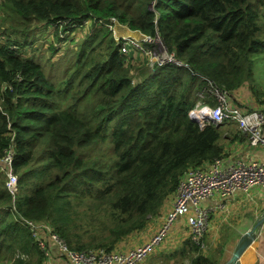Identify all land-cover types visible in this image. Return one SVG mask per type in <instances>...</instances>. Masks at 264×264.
I'll list each match as a JSON object with an SVG mask.
<instances>
[{
	"label": "trees",
	"instance_id": "1",
	"mask_svg": "<svg viewBox=\"0 0 264 264\" xmlns=\"http://www.w3.org/2000/svg\"><path fill=\"white\" fill-rule=\"evenodd\" d=\"M0 8L11 22L0 29V157L14 151L19 177L14 198L0 174V264L45 262L20 217L48 222L73 250H114L149 226L188 167L225 158L221 125L200 128L189 111L200 92L215 104L213 88L233 93L248 82L254 95L264 0H0ZM111 17L158 31L180 63L137 67L104 25ZM91 18L104 23L67 49L57 72L26 52L30 35L51 26L60 44L49 41L48 60L58 65L69 36L56 23Z\"/></svg>",
	"mask_w": 264,
	"mask_h": 264
},
{
	"label": "built area",
	"instance_id": "2",
	"mask_svg": "<svg viewBox=\"0 0 264 264\" xmlns=\"http://www.w3.org/2000/svg\"><path fill=\"white\" fill-rule=\"evenodd\" d=\"M115 19L111 17L109 24H112ZM89 20L97 21L96 18L81 20L78 23L61 20L56 23L55 27H58L59 37H65L68 29L75 26L82 27ZM99 22L104 23L100 20L97 24ZM65 27H67L66 31H64ZM155 43L156 41L151 36L135 40L128 39L122 34L117 40L122 54L134 58L140 55L149 61L152 71L157 66L168 62L180 63L173 53L164 48L159 47L158 49V43ZM131 49L134 51L129 55L128 52ZM211 93L217 100L215 104L199 100L189 111L190 117L198 123L200 128H205L210 123L221 125L227 121L235 122L252 144H260L264 147V108L261 106L251 108L233 102L230 93L226 90L213 88ZM13 163L14 151L7 149L0 157V173L6 177V187L15 198L19 192V177L14 171ZM253 186L264 187V162L257 159H235L227 162L225 158H215L200 165L188 167L173 194L172 208L167 212L161 226L148 240L128 250L108 251L104 248L73 250L48 222L25 217H20L19 220L30 230L45 256L49 255L47 243L51 242L71 264H138L161 246L172 224L180 217H184L188 224L191 239L194 243L200 244L210 218V210L203 206L202 202L216 194L227 196L239 190L246 191Z\"/></svg>",
	"mask_w": 264,
	"mask_h": 264
},
{
	"label": "crops",
	"instance_id": "3",
	"mask_svg": "<svg viewBox=\"0 0 264 264\" xmlns=\"http://www.w3.org/2000/svg\"><path fill=\"white\" fill-rule=\"evenodd\" d=\"M128 29L135 32L129 27ZM123 30L124 34L129 31L125 28ZM250 93L253 94L251 91ZM230 96L233 102L251 105V108L260 106L264 108V103L244 99L245 96L249 98V95L242 88L233 91ZM220 129L223 133L224 156L227 162L235 159H257L264 162V147L260 144H252L235 122L227 121L221 124ZM173 194L162 206L160 222H154L157 218L155 216L146 229L128 236L118 244L116 249H132L148 240L172 208ZM202 204L210 210V218L200 249L195 248L190 228L184 217H180L172 224L161 246L138 264H192L184 261L182 257L185 253L195 252L198 256L200 254L198 264H227L241 245L245 234L259 222L252 240L244 248L239 261L240 264H264V187L253 186L246 191L239 190L227 196L216 194L204 200ZM47 248L49 255L45 257L44 264H71L55 244L48 242ZM178 254L180 259H177Z\"/></svg>",
	"mask_w": 264,
	"mask_h": 264
},
{
	"label": "rangeland",
	"instance_id": "4",
	"mask_svg": "<svg viewBox=\"0 0 264 264\" xmlns=\"http://www.w3.org/2000/svg\"><path fill=\"white\" fill-rule=\"evenodd\" d=\"M154 6H155V1L149 5V8L151 10H153ZM112 22H113L112 24H109L110 22H107L104 25L108 24L106 26L109 29L111 28L110 31L112 32L116 42L118 39H120L122 34L125 35L126 38H128V39L133 38L135 40L143 39L146 36H151L156 41L155 44L158 43L157 44L158 49L160 47L161 49L164 48L165 50L168 51L163 39L161 38L160 34L158 33V31H156L155 36H154L152 34L143 33L139 29H131L127 22L126 23L120 22L118 19H115ZM10 23L11 22H6V20L4 19V14L2 12V9L0 8V29L1 28H2L1 30L11 29L9 27ZM99 25H101L100 22L97 24V21L89 20V22L86 23L82 27L75 26V27H72L70 30H67L65 35H68L69 38L65 41V43H63V44H61V46H59L60 47L59 52L53 57V63L58 62L57 63L58 65H51L50 66L51 63L48 60V58L51 57L50 50L47 48L49 46V41H52L54 44H60V41L54 37L55 32H53V29L51 28V26H48L46 28L42 27L36 33H32L30 35L29 41L30 40H33V41H32V43L28 44V48L26 49L27 50L26 52L29 53L28 55H30V56L31 55L41 56L43 58L44 63H46L47 68L52 69L53 70L52 72H57L60 69V65H61L64 57L66 55L70 54V52H67V49H69V47H73V45L81 44L86 36H88L89 34L94 32L96 29H99V27H100ZM127 26L131 30H134L135 32H131ZM124 28L126 30H129L125 34H124V30H123ZM0 37H2V36L0 35ZM3 40H6V39H3ZM42 45H44V46L40 52L39 46H42ZM133 51L134 50L131 49L128 52V54L131 55L133 53ZM129 58L131 59L132 56ZM134 60H136L137 67L144 64V67L150 68L149 61H146V59L141 57L140 55H136ZM62 68L63 67L61 66V69ZM259 69H264V55H263V57L256 58V60L254 61L255 75L258 73L256 76V79L253 82V87L256 89V92L254 93V95L251 94L249 91L250 85L252 83L247 82L245 85H243L240 88H242L249 95V98L247 96H245L244 99L249 100L251 102H255V103H257V100L259 99L261 102L260 104H263L264 103V71H261V70L258 71ZM131 71H132V73H134L136 75L135 82L139 81L141 79L139 76L140 70H138L137 68H132ZM58 77H61V74H59ZM203 95H204V97H203ZM200 97H201L200 101L201 100L206 101V99H203V98H205V94H203L202 92H200ZM248 106L251 107V105H248ZM89 214H91V211H89ZM157 216L158 217L156 218V220L154 222H160V214ZM79 222L83 225L84 221H83L82 216H80ZM197 249H200V246ZM198 257H200V254L198 256L196 254V252L195 253H185L183 255L182 259L184 261L190 262L192 264H198V262L200 260V258H198ZM177 259H180L179 254L177 255Z\"/></svg>",
	"mask_w": 264,
	"mask_h": 264
},
{
	"label": "water",
	"instance_id": "5",
	"mask_svg": "<svg viewBox=\"0 0 264 264\" xmlns=\"http://www.w3.org/2000/svg\"><path fill=\"white\" fill-rule=\"evenodd\" d=\"M259 224H260V222L257 225H259ZM257 225H255L251 231H249L245 234L244 239L241 242V245L239 246V248L237 249V251L233 255L232 259L227 264H240V261H239L240 255L242 254L244 248L250 243V240H252V237L255 234V230H256Z\"/></svg>",
	"mask_w": 264,
	"mask_h": 264
}]
</instances>
